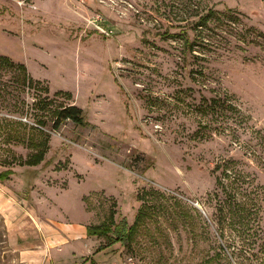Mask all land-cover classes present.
Segmentation results:
<instances>
[{"label":"rangeland","instance_id":"374dc122","mask_svg":"<svg viewBox=\"0 0 264 264\" xmlns=\"http://www.w3.org/2000/svg\"><path fill=\"white\" fill-rule=\"evenodd\" d=\"M261 32L264 0H0V264H264Z\"/></svg>","mask_w":264,"mask_h":264},{"label":"trees","instance_id":"16d2710c","mask_svg":"<svg viewBox=\"0 0 264 264\" xmlns=\"http://www.w3.org/2000/svg\"><path fill=\"white\" fill-rule=\"evenodd\" d=\"M201 20V19H200ZM264 37V32H261ZM7 59V58H6ZM7 62V61H6ZM24 68V67H23ZM26 69V67H25ZM72 120L74 123L78 125H84L85 123V115L83 113V109L77 105H69L62 107L57 111L55 117V128H58L59 125L65 120ZM41 125V132L44 133L43 127H45L44 121L39 123ZM40 145V149L33 154L28 160H26L29 165H39L45 158V155L49 149V138L46 134V138L37 143L36 145ZM13 173L12 169L4 170L0 172V180L9 179L10 175ZM114 212H111L108 221L103 222L98 225H91L88 227V233L96 236H105L109 239V244H114L117 242H121L123 245H130L136 235L138 233L140 224L145 221V218L148 216L147 212L143 210L141 206L138 209V212L135 217V221L132 224H129L126 217H123L121 220L116 221L113 215ZM107 245H102L101 248H105ZM90 264H96L95 261L90 262Z\"/></svg>","mask_w":264,"mask_h":264},{"label":"crops","instance_id":"0c3cea01","mask_svg":"<svg viewBox=\"0 0 264 264\" xmlns=\"http://www.w3.org/2000/svg\"><path fill=\"white\" fill-rule=\"evenodd\" d=\"M37 224L41 231H44L46 234H50L52 230L56 228L48 221L41 220L40 222L37 221ZM67 239H58L56 244L58 246L63 244ZM19 249V264H61L60 260L55 257L52 252V247L49 241H45L41 247L38 248L30 247V246H22L16 247Z\"/></svg>","mask_w":264,"mask_h":264},{"label":"water","instance_id":"95a60500","mask_svg":"<svg viewBox=\"0 0 264 264\" xmlns=\"http://www.w3.org/2000/svg\"><path fill=\"white\" fill-rule=\"evenodd\" d=\"M196 205H197L198 207H200L197 203H196Z\"/></svg>","mask_w":264,"mask_h":264}]
</instances>
